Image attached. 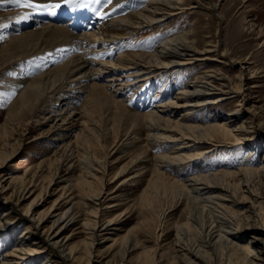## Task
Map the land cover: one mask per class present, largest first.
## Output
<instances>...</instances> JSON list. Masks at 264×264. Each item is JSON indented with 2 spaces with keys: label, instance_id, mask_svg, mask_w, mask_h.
<instances>
[{
  "label": "bare ground",
  "instance_id": "bare-ground-1",
  "mask_svg": "<svg viewBox=\"0 0 264 264\" xmlns=\"http://www.w3.org/2000/svg\"><path fill=\"white\" fill-rule=\"evenodd\" d=\"M43 1L47 0H36L38 3ZM183 1L147 0L138 10L129 11L121 17L113 19L110 17L103 25L95 27L96 29L94 27L91 29L93 20L90 17L92 11V13L100 11L95 3L91 4L93 6L91 8L86 7L83 12H80V6H77L71 10L56 11L54 15L32 8L0 10V44H2L0 65H7L16 60L26 62L23 64L25 66L19 64L21 68L7 65L8 73L4 75L2 85L17 91L16 96L9 103L8 110L16 114L28 110L29 107L33 112L43 109L54 110L60 115L61 127H64L53 133L49 140L53 142L69 136L68 133L74 123L84 125L83 129L85 128L87 132L83 135L88 136L89 117L87 116V120L80 119L79 122L78 118L73 117L75 114H72L75 113L73 110L79 108H83L87 114L97 113L102 120L110 119L113 128L116 124L127 125L131 131L126 132L125 137L115 139L113 144L123 154L130 150L134 152L132 157L130 156L131 162L135 165L131 173L139 176L138 181L142 179L141 183L144 186L139 192L142 205L146 209L153 210L154 204L160 203L161 199L168 196L184 201V217L180 221L175 219L171 229L172 244L169 253L160 252L161 239L165 235L163 231L161 235H157L155 247H142L141 250H138L142 245L138 243L136 236L123 235L120 245L114 240L108 247L110 251L109 255L105 256V264H261L256 262L255 258L264 262L262 255L264 248L262 254L258 255L252 247V245L264 246V236L250 234L247 242L240 243L244 231L247 234L251 228L248 224L250 205L235 209L233 206L239 202L237 198L239 191L237 192L235 187L234 190L230 189L228 182L223 179L237 171L257 172L260 167L246 166L238 168L237 171L219 169L204 174L189 175L190 177L181 180L172 178L162 169L165 165L169 167L171 164L183 162L184 159L196 158L198 153L187 154L181 151L191 140L198 143L206 138L218 137L223 140L229 138L232 139L230 144L233 145L234 140L251 137L256 133L255 126L260 120L257 122L258 119H255L257 120L255 122L253 118L246 124L245 121L248 120L245 119L235 127H229L225 122L199 124L184 120L194 109L220 100L230 88L236 91L241 85L234 84L228 89H223L222 86L213 84L214 78H217L214 74L205 73L202 78L200 77L201 79L194 78L187 82L185 88L175 92L172 99L159 104L158 109L145 112L133 111L125 105L123 98L115 96L116 92H122L141 82L143 79L141 76L164 72L171 66L175 69L184 67L183 65L194 59H208L212 49L197 48L193 41L189 40L191 27L188 26L183 32L160 40L149 53L124 51L112 60H101L89 57L87 51H80L81 48L94 50L97 43H100L99 50L107 45L117 47L118 38L127 37L131 32L157 24L172 14L182 12L184 8L179 4ZM76 4L80 5L81 2ZM95 7L97 8L94 11ZM61 18L68 21L57 22ZM27 25L30 26L20 30V27ZM8 26L10 30L6 29ZM38 67L42 70L27 78L32 72H36ZM221 84L229 86L230 82ZM169 106L185 107L184 112L182 111L174 120L172 128H162L160 135L147 132L141 137L138 130L140 127L145 126L147 130H155L159 128L162 118L171 120L170 116L163 117V113L170 110ZM235 111L237 110L232 112ZM251 116L253 117V114ZM157 137L165 142L183 140L177 143L179 145L175 146V149L173 147L175 150L173 155L159 153L148 156L146 142ZM78 139L79 134L76 133L74 140ZM9 156L8 152L2 154L0 157L2 163ZM4 175L5 173L0 171V237L8 230L11 231L19 216L25 221L18 235L19 239L10 249L2 252L0 264H91L93 254H99V249L102 250V246H105L104 242L93 237V229L97 226L85 220L84 223L91 229L89 231L91 238L89 242L84 241L81 246L69 244L68 235H64L67 226L77 219L73 211L76 202L51 218L45 215L39 216L33 212L35 197L27 206H22V199L27 197L29 186L26 183L19 187L4 185L3 180H11L10 176L5 178ZM96 177L91 166L82 161L81 172L75 177L70 176L65 179L79 186L81 191L87 194V199L96 205L101 199V190L91 189V181ZM129 178L130 176H127L124 180ZM5 205L7 206L3 207ZM15 207L20 210V215L13 212ZM95 208L98 211V207ZM261 216L260 221L258 220L259 224L254 225L255 228L264 227V212ZM116 221L117 219L108 218L104 224L119 229ZM110 228L105 227L103 232L106 233L105 231ZM30 238L32 240H29Z\"/></svg>",
  "mask_w": 264,
  "mask_h": 264
},
{
  "label": "rangeland",
  "instance_id": "rangeland-1",
  "mask_svg": "<svg viewBox=\"0 0 264 264\" xmlns=\"http://www.w3.org/2000/svg\"><path fill=\"white\" fill-rule=\"evenodd\" d=\"M85 1L76 0L81 2L80 5L64 4L63 0H47L42 3H61L62 6L56 10L57 12L71 10L77 6H80L79 11L83 12L86 7H93L92 3L86 4ZM146 1L100 0L99 3H95L100 11L96 13L97 7H95V12L92 13V11L90 14L93 20L91 29L100 27L110 17L113 19L129 11L138 10ZM191 5L194 6L189 7ZM179 6L184 8L182 12L172 14L157 24L131 32L127 37L118 38L117 47L107 45L99 50L100 43H97L94 50L81 48L80 51H87L89 57L101 60H112L124 51L149 53L154 50L160 40L183 32L188 26L191 27L188 34L189 40H192L197 48L212 49L208 59H194L183 65L184 67L175 69L171 66L164 72L141 76L143 78L141 82L122 92H116L115 96L123 98L125 105L133 111L145 112L154 108L158 109L159 104L172 99L190 81L194 78H202L205 73L214 74L217 78H214L213 84L222 86L223 89H228L234 84L241 85L240 90L235 91L234 88H230V91L221 97L222 100L194 109L184 120L199 124L225 122L229 127H235L245 119L248 120L245 121L246 124L253 118L254 121L258 119L257 122L260 120V123L255 126L256 133L251 137L234 140L233 145L230 144L232 139L229 138L226 140L218 137L206 138L198 143L191 140L193 143L190 141L188 143L190 146L187 144L181 151L187 154L198 153L197 157L184 159L183 162L171 164L169 167L165 165L162 169L172 178L181 180L187 176L219 169L237 171L238 168L246 166L260 167L257 172L237 171L223 178L228 182L230 189L237 188L238 190H235L239 191L237 197L239 202L233 207L240 209L243 205H250L248 224L251 228L247 234L245 231L243 233L240 243L244 244L250 234L264 236V227H254L259 224L258 220L260 221L264 212L262 211L264 210V0H184ZM20 8L24 7H17L7 1L0 2L2 11ZM67 21L61 18L57 22L66 23ZM29 26H22L20 30ZM1 28L4 27L1 26ZM6 29L11 28L8 26ZM24 63L26 62L23 60H16L7 65L21 68L19 64ZM7 65H0V99H3L0 101V157L7 152L10 156L3 163L0 158V171L5 173V178L11 177V180H3L4 185L19 187L26 183L29 186L27 197L22 199V206H27L35 197L33 212L39 216L45 215L51 218L76 202L73 211L77 219L67 226L64 235H68L69 244L81 246L84 241L89 242L91 238L89 237L91 229L84 223L85 220L97 226L93 229V237L104 242L105 246H102V250L99 249V254H93L91 264H105V256H108L110 251L108 247L114 240H117V244L120 245L123 235L136 236L138 243L142 245L138 250H141L142 247H155L157 235L163 231L165 235L161 239L160 252L169 253L172 244L171 229L176 220L180 221L184 217L185 204L182 199L178 201L168 196L161 199L160 203L154 204L153 210L146 209L142 205L139 198V192L144 186L141 183L142 179L138 181L139 176L131 173L135 169L130 158L134 152L130 150L123 154L113 144L115 139L125 137L126 132L131 131L130 127L116 124L113 128L110 119L102 120L97 113L87 114L83 108H79L73 110L75 113L72 114H75L73 117L78 118L79 122L89 117L88 136L83 135L87 132L85 128L83 129L84 125L74 123L68 133L69 136L54 142L49 141L54 132L64 127H61L60 115L50 109L33 112L31 107L19 114L9 111V103L16 96L17 91L2 85L4 75L8 73ZM41 70V67H38L36 72H32L27 78ZM226 81L230 82L229 86L221 84ZM168 109L170 110L163 113V117L170 116L172 121L162 118L158 129L147 130L145 126H142L138 129L140 132L139 134L137 131L138 134L144 137L147 132L161 134L162 128H172L174 120L182 111L184 112L185 107L169 106ZM233 110L237 111L232 112ZM76 133L79 134L77 141L74 140ZM153 139L146 142L148 156L159 153L173 155L175 146L177 147L179 145L177 143L183 140L165 142L162 138ZM82 161L88 163L97 176L91 181V189L101 190V199L96 205L87 199V194L81 191L79 186L65 179L70 176L75 177L81 172ZM127 176L130 178L124 180ZM138 182L140 183L137 184ZM13 212L20 215L17 207L13 209ZM108 218L117 219L116 225L120 228L106 226L104 221ZM24 221L22 216H19L11 231L8 230L6 236L0 237V256L19 239L18 235L23 229ZM105 227L110 228L105 231L106 233L103 232ZM252 247L253 251L256 250V254L257 252L258 255L262 254L263 245L260 247L252 245ZM254 260L264 264L262 260L256 258Z\"/></svg>",
  "mask_w": 264,
  "mask_h": 264
},
{
  "label": "snow or ice",
  "instance_id": "snow-or-ice-1",
  "mask_svg": "<svg viewBox=\"0 0 264 264\" xmlns=\"http://www.w3.org/2000/svg\"><path fill=\"white\" fill-rule=\"evenodd\" d=\"M4 2V0H0ZM7 2L15 4L17 7L32 8L37 11H47L50 14H55L57 9L61 8V3H38L36 0H7ZM100 0H86L87 3H99ZM111 2V0H109ZM64 4L76 3V0H63ZM85 4V6H86Z\"/></svg>",
  "mask_w": 264,
  "mask_h": 264
}]
</instances>
